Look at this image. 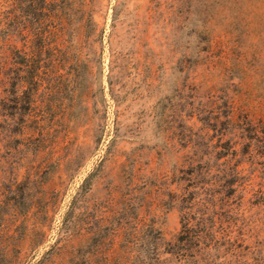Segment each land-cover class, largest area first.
<instances>
[{
	"label": "rangeland",
	"instance_id": "1",
	"mask_svg": "<svg viewBox=\"0 0 264 264\" xmlns=\"http://www.w3.org/2000/svg\"><path fill=\"white\" fill-rule=\"evenodd\" d=\"M0 3V264H264V0Z\"/></svg>",
	"mask_w": 264,
	"mask_h": 264
},
{
	"label": "trees",
	"instance_id": "2",
	"mask_svg": "<svg viewBox=\"0 0 264 264\" xmlns=\"http://www.w3.org/2000/svg\"><path fill=\"white\" fill-rule=\"evenodd\" d=\"M1 5L2 4L0 3V8H1ZM0 24H1V22H0ZM144 236H145V233L142 234V237H144ZM141 248L146 249L143 246ZM130 264H153V263L151 261H146V260H142L141 259V260H138V261L134 260Z\"/></svg>",
	"mask_w": 264,
	"mask_h": 264
}]
</instances>
